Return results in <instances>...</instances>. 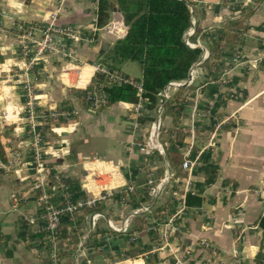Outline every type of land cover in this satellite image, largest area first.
<instances>
[{
    "label": "crops",
    "instance_id": "obj_1",
    "mask_svg": "<svg viewBox=\"0 0 264 264\" xmlns=\"http://www.w3.org/2000/svg\"><path fill=\"white\" fill-rule=\"evenodd\" d=\"M181 1L190 14L184 42L199 49L200 57L183 86H169L158 95L159 102L184 90L182 113L172 130L171 118L149 109L144 99L97 111L80 107L73 95L94 80L90 65L102 59V46L114 44L102 34L105 29L113 33L114 14L126 27L116 0H108L102 27L98 0H0V144L6 157L0 163V264H52L42 238L25 222L42 193L31 190L41 180L33 163L32 123L42 134L38 154L48 170L45 191L61 199L97 201L75 216L99 205L77 225L75 216L61 218L60 227L75 245L58 239L56 264H145L150 257L154 264H256L259 252L264 264V0ZM243 9L251 15L244 29L233 30L238 40L210 48L220 28ZM52 17L57 28L75 34L61 38L56 53L30 64L19 36L33 28L39 40ZM196 31L200 34L194 38ZM205 61L213 63L211 70ZM134 63H122L121 72L140 79ZM26 82L38 110L34 121L24 116ZM61 108L70 110L68 119L41 116ZM157 122L164 131L156 135L161 149L146 155L140 147ZM164 145L181 155L182 163L198 158V164L190 171L181 164L175 174ZM147 188V201L138 202ZM187 195L200 204L187 206ZM140 216L145 233L128 234ZM134 247L140 252L130 256Z\"/></svg>",
    "mask_w": 264,
    "mask_h": 264
},
{
    "label": "trees",
    "instance_id": "obj_2",
    "mask_svg": "<svg viewBox=\"0 0 264 264\" xmlns=\"http://www.w3.org/2000/svg\"><path fill=\"white\" fill-rule=\"evenodd\" d=\"M119 11L123 15L124 24L127 27L126 35L114 42L111 47L102 46V59L99 64L106 66L110 71L121 73L120 66L126 61L135 62L141 71V78L134 79L139 81L142 86V93L138 95L135 87L128 84L105 85L101 90L106 94V103L99 106L97 111L107 108L114 103L123 102L127 104H137L140 99L147 101L149 109L160 110L171 118L172 130L177 128V123L182 113L184 90L178 89L167 98L158 102V95L170 84L180 82L187 78L190 69L199 61L200 50L190 49L184 42V35L189 27V11L187 5L181 0H116ZM108 0H98V25L104 26L107 18ZM251 15L249 9H243L240 17L236 20L229 21L218 31L219 38L216 42L210 43V48L217 50L220 42L234 43L237 39L235 29H244V21ZM200 32L194 33V38L199 36ZM217 59L216 55H212ZM205 65L211 70L213 63L205 61ZM124 75V74H123ZM101 76H97L93 81V87H97V82ZM91 90H73V95L80 107L89 108L90 104L85 100V94ZM144 119H141L143 122ZM61 123L62 121H58ZM59 123H56L57 125ZM158 131L163 133L162 127ZM180 135V131L176 130ZM160 143H164L161 135L158 138ZM175 143L179 146V136L176 137ZM164 153L168 166L179 174L183 157L173 153L164 145ZM6 157L2 145L0 144V163L5 164ZM149 189L143 191V195L138 202H145L148 198ZM58 194V193H57ZM63 200L59 195L51 198L50 204L62 205ZM199 198L187 195L185 204L193 206L200 204ZM48 204V203H47ZM99 211V205L93 208L85 209L82 216L72 219L75 225L83 220L84 214ZM262 239H264V218L260 223ZM136 233L143 235L145 233V219L140 216L128 231V234ZM42 237L40 235H36ZM59 241L67 240L71 248H74L75 241L72 235L63 232L59 228L57 234ZM140 252L139 247L130 249L129 255L136 256ZM64 254V253H63ZM262 254L259 252L255 258L256 264H260ZM145 264H154L153 257L146 260Z\"/></svg>",
    "mask_w": 264,
    "mask_h": 264
},
{
    "label": "built area",
    "instance_id": "obj_3",
    "mask_svg": "<svg viewBox=\"0 0 264 264\" xmlns=\"http://www.w3.org/2000/svg\"><path fill=\"white\" fill-rule=\"evenodd\" d=\"M54 18L52 17V22H49L44 29L41 31V38L39 40H34V31L36 29H28L25 33L19 36V44L23 48V52L29 58V63L32 64L35 59L42 57L48 53H56L57 52V44L59 40L63 37L71 38L74 36L75 32L70 29H59L53 23ZM190 47H195L192 44H189ZM30 56V57H29ZM95 72V78L99 75L101 79L97 82V87L92 86L93 81L88 85L91 87V90L85 94V100L90 104V107L93 109H97L99 106L104 105L106 103V94L101 90V87L105 85H120V84H128L135 87L138 95L142 93V86L139 81H135L133 78H130L121 73H116L110 71L106 66L93 63L90 65ZM184 82H174L170 83L166 88L172 86L173 88H179L183 86ZM87 89V88H86ZM84 89V90H86ZM23 91L25 92L26 105H25V118L34 121L37 118L38 110L34 103V98L32 95V87L29 86V83H25L23 87ZM160 95V94H159ZM70 110L66 108L61 109H52L47 112L41 113L43 119H49L52 121H56L58 119H68L70 117ZM41 126V125H40ZM134 129L138 128V124H133ZM38 128V129H37ZM159 128V122L156 123V135ZM31 131V146L32 150H34L33 154V163H35L37 169L41 173V180L35 181L31 186V190L33 191H42L38 208L34 213L29 214L25 217V222L28 226L34 227V232L38 235L42 236L43 243L49 250V257L51 259L52 264H56L57 256H58V238L57 234L60 228V222L62 217L73 218L79 211H81L85 206H92L97 201L94 199L88 200H72L66 196H63L62 205H52L51 194L45 191L44 179H46L43 175L47 176L48 170L46 169L44 163L41 161V157L38 154V149L41 144L42 134L39 127L35 128V124L32 123L30 127ZM153 131L150 133L148 139L145 140L144 144L140 147L141 151L149 155L151 150L160 151V144L156 145L152 144ZM198 164V158L193 159V161L186 160L182 163V168L184 170L190 171ZM53 180L58 182L57 175L52 176ZM167 178V177H166ZM165 178V180H166ZM151 182H149L150 184ZM59 187H63L62 184ZM52 189V188H51ZM127 192H132L133 187L128 186ZM102 199V198H100ZM48 203V204H47Z\"/></svg>",
    "mask_w": 264,
    "mask_h": 264
},
{
    "label": "water",
    "instance_id": "obj_4",
    "mask_svg": "<svg viewBox=\"0 0 264 264\" xmlns=\"http://www.w3.org/2000/svg\"><path fill=\"white\" fill-rule=\"evenodd\" d=\"M113 22L115 24L113 33H110L107 29L102 31L104 39L109 42H115L116 40L123 38L127 32V28L123 26L122 17L119 13L114 14ZM105 46L106 45H104V47ZM151 140L153 145L158 143L156 139V130L153 131Z\"/></svg>",
    "mask_w": 264,
    "mask_h": 264
},
{
    "label": "rangeland",
    "instance_id": "obj_5",
    "mask_svg": "<svg viewBox=\"0 0 264 264\" xmlns=\"http://www.w3.org/2000/svg\"><path fill=\"white\" fill-rule=\"evenodd\" d=\"M133 65H134V67H135L138 71H140V70H139V67H138L135 63H134ZM32 184H34V182H33ZM34 192H35V191H34ZM80 212H81V211H80ZM76 215H77V214H76ZM78 216H79V215H78ZM78 216H75L74 219L77 218Z\"/></svg>",
    "mask_w": 264,
    "mask_h": 264
}]
</instances>
